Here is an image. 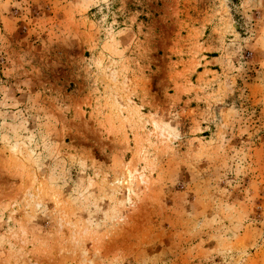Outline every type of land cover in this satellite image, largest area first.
I'll use <instances>...</instances> for the list:
<instances>
[{
	"label": "rangeland",
	"instance_id": "374dc122",
	"mask_svg": "<svg viewBox=\"0 0 264 264\" xmlns=\"http://www.w3.org/2000/svg\"><path fill=\"white\" fill-rule=\"evenodd\" d=\"M0 264H264V0H0Z\"/></svg>",
	"mask_w": 264,
	"mask_h": 264
}]
</instances>
